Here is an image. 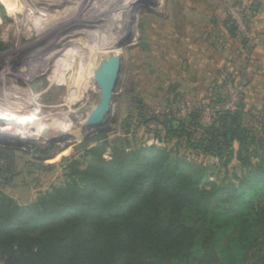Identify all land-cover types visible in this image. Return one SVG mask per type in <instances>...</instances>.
I'll list each match as a JSON object with an SVG mask.
<instances>
[{
  "label": "rangeland",
  "instance_id": "1",
  "mask_svg": "<svg viewBox=\"0 0 264 264\" xmlns=\"http://www.w3.org/2000/svg\"><path fill=\"white\" fill-rule=\"evenodd\" d=\"M133 6L134 37L122 45L118 15ZM114 51L123 71L113 111L104 126L89 128L104 96L97 64ZM263 103L264 0H0V129L20 126L0 137V196L20 206L79 179L97 146L107 160L115 148L168 147L203 166V189L239 186L262 161L264 121L248 113L242 122L252 131L223 154L206 151V128L220 112L240 116ZM37 123L75 135L48 142L34 135ZM241 194L235 210L214 217L219 236L243 219L260 225L264 183L255 179ZM250 248L243 260L259 264ZM222 253L231 264L234 250Z\"/></svg>",
  "mask_w": 264,
  "mask_h": 264
},
{
  "label": "trees",
  "instance_id": "2",
  "mask_svg": "<svg viewBox=\"0 0 264 264\" xmlns=\"http://www.w3.org/2000/svg\"><path fill=\"white\" fill-rule=\"evenodd\" d=\"M248 113L264 121V103L240 116L220 112L206 128V151L223 154L252 131L242 122ZM104 149L91 150L79 179L36 202L20 206L0 196V264H227L219 258L226 248L234 250L231 264H246L242 256L253 244L264 264V200L256 212L260 225L243 219L224 236L212 226L215 216L235 210L255 179L264 183V155L239 186L210 182L203 189V166L168 147L115 148L109 160Z\"/></svg>",
  "mask_w": 264,
  "mask_h": 264
},
{
  "label": "water",
  "instance_id": "3",
  "mask_svg": "<svg viewBox=\"0 0 264 264\" xmlns=\"http://www.w3.org/2000/svg\"><path fill=\"white\" fill-rule=\"evenodd\" d=\"M137 8V7H136ZM136 8L129 9L122 16L123 38L121 44L129 43L134 37V13ZM123 71V57L116 55L111 57L98 74V83L103 91V101L95 114L89 120V128H101L109 119L117 98V90ZM41 137L48 142H56L74 136L73 130L60 125L47 124L41 131ZM15 134L6 131L2 137L12 138ZM1 137V136H0Z\"/></svg>",
  "mask_w": 264,
  "mask_h": 264
},
{
  "label": "bare ground",
  "instance_id": "4",
  "mask_svg": "<svg viewBox=\"0 0 264 264\" xmlns=\"http://www.w3.org/2000/svg\"><path fill=\"white\" fill-rule=\"evenodd\" d=\"M59 1H62V0H59ZM137 6H133V7H130V8H126V9H123L122 11H120V13H119V15H118V19H119V22H120V28H117L116 29V31H114V32H119L120 31V41L122 40V38H123V24H122V16H123V14L126 12V11H128L129 9H133V8H136ZM120 29V30H119ZM109 40V39H108ZM112 40V39H111ZM111 40H109L110 42H109V44L110 43H112V41ZM119 41V40H118ZM117 41V42H118ZM119 41V42H120ZM113 44V43H112ZM115 44V43H114ZM113 44V45H114ZM106 45V44H105ZM112 45V46H113ZM116 45V44H115ZM114 45V46H115ZM111 45H106L105 47L106 48H110V47H112ZM117 47V46H116ZM110 49H113V48H110ZM117 49V48H116ZM116 51V50H115ZM114 51V52H115ZM113 52V51H112ZM37 53V52H36ZM96 53V52H95ZM116 53V55H119V53L120 52H115ZM115 55V56H116ZM40 57V56H39ZM45 58V57H44ZM111 58V57H110ZM109 58V59H110ZM109 59H101V61L100 62H98V64H97V73H96V75H95V79L96 80H98L97 78V76H98V72H100V70L103 68V66L105 65V64H107V61L109 60ZM41 61V60H40ZM47 64V63H46ZM9 74H10V72H8ZM7 74V73H6ZM11 74H13V73H11ZM95 79H93V80H95ZM12 94V93H11ZM13 99V98H12ZM10 101H11V99H10ZM15 101V100H14ZM7 102V101H6ZM6 102H3V103H6ZM11 103V102H10ZM17 104V103H16ZM4 105V108L3 109H5V104H3ZM8 106V105H7ZM7 106H6V108H7ZM15 106V105H14ZM2 111V110H1ZM6 112V111H5ZM9 123H4V125L2 126L3 128H1L0 129V136H2V135H4V133L6 132V131H11V132H13L14 134H18L19 133V131H18V128L20 127H15L16 125L11 121H8ZM47 124H35V127H34V135H36L37 137H41V131H42V129L46 126ZM52 125H60V126H62V127H67V126H65V125H62V124H60V123H55V124H52ZM68 128V127H67ZM20 134V133H19ZM42 138V137H41Z\"/></svg>",
  "mask_w": 264,
  "mask_h": 264
}]
</instances>
